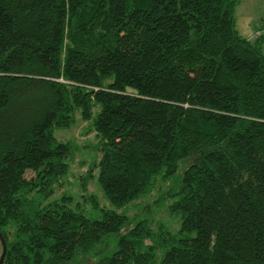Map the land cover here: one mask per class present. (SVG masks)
I'll list each match as a JSON object with an SVG mask.
<instances>
[{"label":"trees","instance_id":"trees-1","mask_svg":"<svg viewBox=\"0 0 264 264\" xmlns=\"http://www.w3.org/2000/svg\"><path fill=\"white\" fill-rule=\"evenodd\" d=\"M239 2L0 0L3 264H73L112 236L95 264H264V31L240 35ZM77 113L103 152L97 217L56 195L73 147L55 130ZM182 165L180 229L122 233L119 209Z\"/></svg>","mask_w":264,"mask_h":264},{"label":"rangeland","instance_id":"rangeland-1","mask_svg":"<svg viewBox=\"0 0 264 264\" xmlns=\"http://www.w3.org/2000/svg\"><path fill=\"white\" fill-rule=\"evenodd\" d=\"M235 17L237 29L241 36L246 39L255 40L260 33L264 31V0H240ZM99 107L94 109V117L97 116ZM55 137L58 141L70 143L73 147V153L69 160V172L67 182L58 189L57 196L66 192H71L75 197L76 203L90 217H97L99 212L94 209L95 202L99 207L110 205L105 199L104 192L99 185V163L103 152L99 151V140L96 132L92 129L89 121H85L80 113L76 114L75 123L69 128H58L55 130ZM186 165H182L180 173L168 182H160L152 192L140 199L132 202L124 208L119 209L129 219L122 233H126L131 226L136 225L140 220L147 219L150 225L160 232L162 228L175 233L181 227L180 216L171 214L169 211L168 197L173 194L181 184L182 172ZM86 189H82L83 178L91 174ZM117 236L110 237L108 246L98 255H88L80 257L73 264H95L101 257L113 254L118 248ZM2 247L0 242V253Z\"/></svg>","mask_w":264,"mask_h":264},{"label":"water","instance_id":"water-1","mask_svg":"<svg viewBox=\"0 0 264 264\" xmlns=\"http://www.w3.org/2000/svg\"><path fill=\"white\" fill-rule=\"evenodd\" d=\"M0 240H1V243H2V246H3V254H2V257L0 259V264H3L4 260H5V257H6V254H7V244H6L5 239L2 236L1 232H0Z\"/></svg>","mask_w":264,"mask_h":264}]
</instances>
